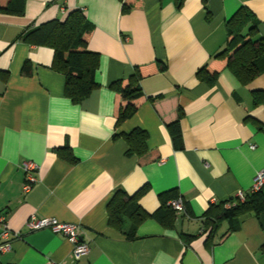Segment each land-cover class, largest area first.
Wrapping results in <instances>:
<instances>
[{
	"label": "crops",
	"instance_id": "1",
	"mask_svg": "<svg viewBox=\"0 0 264 264\" xmlns=\"http://www.w3.org/2000/svg\"><path fill=\"white\" fill-rule=\"evenodd\" d=\"M241 8L253 15V39L264 38V0H26L21 16L0 13V214L20 234L0 264H264V213L239 217L233 230L202 227L212 204L248 194L264 172V73L242 84L216 58ZM73 10L91 24L87 49L99 54L98 86L80 104L65 97L52 49L21 40ZM135 69L142 96L117 126L126 103L109 85H126ZM212 74L213 84L202 79ZM177 120L175 142L167 127ZM133 129L147 134L143 163L126 153ZM27 163L36 181L25 193ZM144 187L137 205L147 216L135 231L129 214L110 225L113 195ZM170 190L186 213L164 224L159 195ZM31 216L76 225L89 252L73 261L62 234L27 229Z\"/></svg>",
	"mask_w": 264,
	"mask_h": 264
},
{
	"label": "trees",
	"instance_id": "2",
	"mask_svg": "<svg viewBox=\"0 0 264 264\" xmlns=\"http://www.w3.org/2000/svg\"><path fill=\"white\" fill-rule=\"evenodd\" d=\"M25 1L8 0L5 6H0V13L21 16L24 13ZM252 17L253 15L248 10L239 9L227 23V34L232 37V41L229 42L225 50L216 56V58L226 60L227 68L242 84H248L264 73V38L253 39L252 33L255 26ZM91 28V24L82 12L73 10L66 15L63 21L53 20L41 24L28 29L21 36V40L28 44L52 49L51 69L65 77L64 95L73 104H80L98 86L95 83V73L99 67V54L89 51L85 41V36ZM25 68L26 65L23 69ZM158 68L160 71L165 70L164 65H159ZM202 79L208 84H213L216 74L205 75ZM140 80V72L135 69L134 75L127 80L126 85H123L122 80L109 85V89L119 93L123 102L126 103L120 106L117 112V126L134 115L136 107L132 102L142 96ZM178 122L177 120L167 127L175 142L180 139ZM114 137L116 138L117 135ZM123 137L128 146L127 155H136L140 163L145 162L151 154L146 147L147 134L140 129H133ZM64 149H57V152L61 154ZM68 160L74 162L72 157ZM145 190L146 187L142 188L132 197L125 195L123 191H117L107 205L109 224L118 226L121 220L120 216L129 214L133 220L131 226V233H133L136 224L147 216L137 205V197ZM262 190L264 189L255 193L249 192L244 195L243 201L235 196L232 199L212 204L204 214L202 227L213 228L222 222H227L229 228L233 230L239 217L246 214L259 217L264 213ZM159 197L161 208L157 212V216L162 223L172 224L183 215L182 213L177 214L168 204L179 197L176 190L162 193ZM181 238L188 244L194 236L181 235Z\"/></svg>",
	"mask_w": 264,
	"mask_h": 264
},
{
	"label": "built area",
	"instance_id": "3",
	"mask_svg": "<svg viewBox=\"0 0 264 264\" xmlns=\"http://www.w3.org/2000/svg\"><path fill=\"white\" fill-rule=\"evenodd\" d=\"M254 149V146H251ZM25 177L22 190L23 192H28L32 185L35 183V178L32 172L36 169V165L32 163H27L24 167ZM264 189V172L256 173L253 179V185L250 190L251 193H255ZM236 197L240 200H244V195L242 193H237ZM169 206L176 211L177 214H184L186 212L185 204L181 198L174 199L170 201ZM229 207V205H227ZM26 227L29 231L41 230L44 228H49L54 233L62 234L66 240L73 245V261L79 260L82 256L89 252V246L81 242L78 237V227L76 225L59 223L55 219L44 218L39 219L36 216H31L26 223ZM19 233H11L6 223V219L0 214V252H7L10 250V237L18 238Z\"/></svg>",
	"mask_w": 264,
	"mask_h": 264
}]
</instances>
